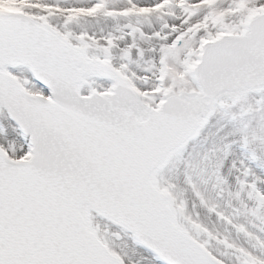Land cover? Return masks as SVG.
I'll return each instance as SVG.
<instances>
[{
	"label": "snow or ice",
	"instance_id": "1",
	"mask_svg": "<svg viewBox=\"0 0 264 264\" xmlns=\"http://www.w3.org/2000/svg\"><path fill=\"white\" fill-rule=\"evenodd\" d=\"M0 264H264V0H0Z\"/></svg>",
	"mask_w": 264,
	"mask_h": 264
}]
</instances>
